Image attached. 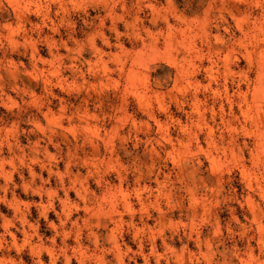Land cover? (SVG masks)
Here are the masks:
<instances>
[{
  "label": "rangeland",
  "instance_id": "1",
  "mask_svg": "<svg viewBox=\"0 0 264 264\" xmlns=\"http://www.w3.org/2000/svg\"><path fill=\"white\" fill-rule=\"evenodd\" d=\"M0 264H264V0H0Z\"/></svg>",
  "mask_w": 264,
  "mask_h": 264
}]
</instances>
